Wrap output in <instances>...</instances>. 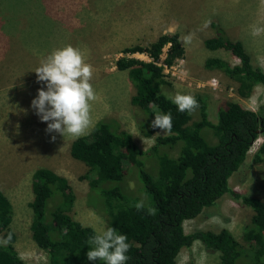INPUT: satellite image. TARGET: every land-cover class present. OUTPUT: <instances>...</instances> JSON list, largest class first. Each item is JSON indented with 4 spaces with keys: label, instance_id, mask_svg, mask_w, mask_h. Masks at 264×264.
Instances as JSON below:
<instances>
[{
    "label": "rangeland",
    "instance_id": "374dc122",
    "mask_svg": "<svg viewBox=\"0 0 264 264\" xmlns=\"http://www.w3.org/2000/svg\"><path fill=\"white\" fill-rule=\"evenodd\" d=\"M216 27L230 38L242 40L254 64L264 68V0H0V189L13 203L9 224L16 233L14 244L23 259L32 264H50L49 255L36 245L30 229L32 174L37 168H50L69 179L76 195L71 210L74 218L99 233L107 229L100 189H91L85 177L89 167L72 157L73 139L47 132V123L32 108L38 90L42 87L46 90L45 84L37 82L35 73L41 60L54 49L69 44L84 50L87 62L94 68L92 84L97 92L92 108L93 127L99 120H107L116 132H130L136 143L148 150L156 134L165 133L152 128L155 117L145 115L133 105L131 99L136 89L128 70H120L116 62L119 57L130 55L125 54L126 49L147 46L165 32L179 31L186 49L181 58L183 79L168 75L170 83L161 87L167 96L177 92L201 93L208 103L212 122L218 120L219 109L227 99L240 101L253 110L264 103V85H256L250 96L241 97L236 92L237 81L219 69L205 67V60L211 56L232 64L239 62L228 50L205 46L204 40L216 34ZM186 36H191L190 42L182 40ZM134 56L148 59L143 52ZM212 77L218 79L215 88L208 85ZM206 134L213 136V131L206 128ZM263 141L264 137L259 136L254 142L245 166L231 176L230 186L237 193L264 200V161L253 163V155ZM169 152L176 155L178 148ZM142 159L154 173L155 157L148 154ZM124 169L125 181L103 185L119 186L146 203L149 198L142 192L144 185L137 166L125 164ZM59 195L55 193L47 200L45 216L49 226L53 211L61 203ZM253 213L241 197L227 193L217 205L206 208L195 219L186 220L184 229L186 232L229 229L245 250L237 264H252L251 254L246 250L250 243L245 236ZM178 264H220L219 252L207 249L197 240L191 248L181 250Z\"/></svg>",
    "mask_w": 264,
    "mask_h": 264
},
{
    "label": "trees",
    "instance_id": "16d2710c",
    "mask_svg": "<svg viewBox=\"0 0 264 264\" xmlns=\"http://www.w3.org/2000/svg\"><path fill=\"white\" fill-rule=\"evenodd\" d=\"M168 44V64L185 56L180 32L168 31L147 46L126 49L125 54L130 55L119 57L116 65L120 70H128L136 89L131 99L133 105L147 116L171 113L172 134L155 136L152 146L144 150L130 132H116L110 122L101 119L89 134L72 141L71 155L89 167L85 177L91 189H100L107 228L127 236L131 244L127 264H178L181 250L191 248L197 240L207 249L219 252L220 264H237L244 248L229 229L191 232L184 229L186 220L195 219L206 208L217 205L227 193L241 197L253 209L251 225L246 229L245 239L250 243L246 250L251 254L252 264H264V200L237 193L230 186L231 176L245 166L254 142L259 136L264 137V103L253 110L240 101L227 99L219 109L218 120L212 122L206 98L201 93H193L199 108L191 115L180 112L161 91L162 85L170 83L163 68L153 61L132 56L143 52L156 60ZM204 44L211 50H228L239 59L235 64L216 56L205 60L207 69H219L238 82L236 92L239 96L248 97L256 85H264V68L254 64L242 40L230 38L222 28L216 27V34L206 38ZM206 128L213 131V136L206 134ZM172 148H178L176 155L169 152ZM148 154L157 161L154 173L145 167L142 159ZM262 161L264 141L253 155V163ZM125 164L137 166L139 180L144 185L142 192L148 195L149 200L143 201L142 210L134 206L142 201L138 197L119 186L103 185L125 181ZM31 188L32 239L49 255L50 264H103L87 258L90 247L87 241L99 232L71 214L76 195L69 179L50 168L40 167L32 174ZM55 193L60 194L58 203H61L53 211L52 226H49L46 204ZM150 207L157 210L155 215L148 214ZM13 210L11 199L0 189V232L3 231L5 238L11 234V243L0 246V264H32L21 257L14 244L16 233L9 224Z\"/></svg>",
    "mask_w": 264,
    "mask_h": 264
},
{
    "label": "clouds",
    "instance_id": "9594fccd",
    "mask_svg": "<svg viewBox=\"0 0 264 264\" xmlns=\"http://www.w3.org/2000/svg\"><path fill=\"white\" fill-rule=\"evenodd\" d=\"M190 42L191 36L183 37ZM37 82L46 85L38 90V96L32 101V108L42 122L47 123L46 131L58 133L65 138L79 139L93 127L92 108L97 99V92L92 84L94 77L93 65L87 62L86 53L71 44L54 49L41 60L35 69ZM168 99L175 104L180 112L193 114L199 108V102L191 94L177 92ZM152 128L161 129L165 135H171L173 120L171 113L155 114ZM157 133L156 136H159ZM55 135L52 140L55 141ZM144 141V140H143ZM145 143V142H144ZM137 210L144 208V202L134 205ZM155 208H149L148 214L155 215ZM11 243V234L0 237V246ZM90 261H102L103 264H127L130 259L128 252L131 244L126 235L119 234L114 228L93 235L87 241Z\"/></svg>",
    "mask_w": 264,
    "mask_h": 264
},
{
    "label": "built area",
    "instance_id": "2783aa9c",
    "mask_svg": "<svg viewBox=\"0 0 264 264\" xmlns=\"http://www.w3.org/2000/svg\"><path fill=\"white\" fill-rule=\"evenodd\" d=\"M169 46H170V44H168L164 47L162 54L156 60H154L153 58H151L147 55V58H148L147 61H153L156 65L161 66L163 68V73L166 76L172 75V76H176L180 79H183V77L180 75V72H182V70H183V67H182V65L184 64L183 59L178 58L172 64H168L166 62V55H167V51H168ZM132 56H134V55H132ZM138 58L141 59V57H138ZM217 84H218L217 77H212L208 81V85H211L214 88L217 86Z\"/></svg>",
    "mask_w": 264,
    "mask_h": 264
}]
</instances>
